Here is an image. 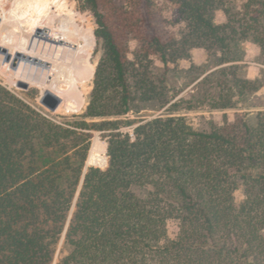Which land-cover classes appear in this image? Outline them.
Wrapping results in <instances>:
<instances>
[{
    "label": "trees",
    "instance_id": "trees-1",
    "mask_svg": "<svg viewBox=\"0 0 264 264\" xmlns=\"http://www.w3.org/2000/svg\"><path fill=\"white\" fill-rule=\"evenodd\" d=\"M224 1L84 0L100 57L73 121L0 83V264H264V106L228 112L260 82L224 67L187 98L169 80L193 51L226 55L247 35L216 22ZM245 6L263 22L264 0ZM92 130L107 153L92 152L78 192Z\"/></svg>",
    "mask_w": 264,
    "mask_h": 264
},
{
    "label": "rangeland",
    "instance_id": "rangeland-1",
    "mask_svg": "<svg viewBox=\"0 0 264 264\" xmlns=\"http://www.w3.org/2000/svg\"><path fill=\"white\" fill-rule=\"evenodd\" d=\"M16 1L18 0H9L8 8L11 9V7L14 6V3ZM37 1H40L45 6L48 5L43 0ZM83 1L84 0H54L55 5L50 8L58 14L68 15L69 17L77 20L81 24L84 31L91 33V52L86 68H88L90 60L95 67L92 77L84 83L85 101L81 108H79L78 110H67L66 108L70 106L61 103L55 109L52 110L48 107V105L41 102L40 98L42 96V89L40 88V86H38V84H28L27 86H24L20 84L21 80L15 81L0 70L1 84L7 86L18 96L22 97L35 108L42 111L57 122L73 121L77 118L78 115L85 112L87 106V96L92 90V81L94 78L96 65L100 57L98 41L95 34L97 23L92 11L83 7ZM259 1L262 2L263 0ZM247 2L248 0H225L222 5L215 11L216 22L221 23L224 21H230V23L236 24L238 30L243 31L245 29L247 33V35H241V38H238L234 43H232L231 49L226 55L215 54L203 50H195L192 52L189 58L185 60H180L174 66L173 71L169 74V80L174 85H177L178 89H182L178 97L184 96L189 98L192 93H196V97H203L208 92H212L213 84L215 83L217 78L219 76H225L218 74L216 70H221L224 67H230V69H228V73H232L234 71L240 77L247 78L250 80H257L258 82H260L261 87L257 92L247 93L243 100H239L237 102V109H230L228 110V112H232L234 110H258L259 108L256 106H264V17L263 22H252L250 24L249 21H247L246 16L247 7L245 5ZM157 7L158 9H160V14L168 10L167 5H165L163 2H159ZM52 22L53 20L48 21V23ZM256 37H260L262 42L256 40ZM224 57H226L228 61L221 62ZM208 74L209 78L206 81H202V79ZM80 77V75L76 77L78 83ZM80 92L82 97L81 88ZM162 110L158 111L154 115L162 112ZM211 113H220V111H182V114L187 115L189 120H195L196 115L198 114L210 115ZM129 116L130 118H133L135 117V114L130 113ZM135 126L136 123L132 125L123 126L121 129L124 131H128L132 134L133 128ZM91 132V146L89 149L90 154H92V152H99L92 147L95 138L101 140L108 146L107 140L104 137V131L92 130ZM107 146L105 152L99 153H107ZM90 154L88 153V156H90ZM88 158L89 157H87L86 162H88Z\"/></svg>",
    "mask_w": 264,
    "mask_h": 264
},
{
    "label": "bare ground",
    "instance_id": "bare-ground-1",
    "mask_svg": "<svg viewBox=\"0 0 264 264\" xmlns=\"http://www.w3.org/2000/svg\"><path fill=\"white\" fill-rule=\"evenodd\" d=\"M8 1L0 0V70L24 86L38 84L59 105L75 106L81 99L76 77L87 72L91 33L77 20L54 12L53 6L18 0L10 9ZM106 146L97 138L92 145L99 152Z\"/></svg>",
    "mask_w": 264,
    "mask_h": 264
},
{
    "label": "water",
    "instance_id": "water-1",
    "mask_svg": "<svg viewBox=\"0 0 264 264\" xmlns=\"http://www.w3.org/2000/svg\"><path fill=\"white\" fill-rule=\"evenodd\" d=\"M6 58H8V56ZM25 86H27V85H25ZM40 99H41V102H43L44 104L48 105V107L50 109H52V110L55 109L60 103V100L54 94H52L50 92L42 93V96H41ZM88 166H89V164L86 162V166H85V169H84V172H83V175H82V179H81V182H80V185H79V188H78V192H79V190L81 188V185H82V182H83V179H84V176H85V173L87 171Z\"/></svg>",
    "mask_w": 264,
    "mask_h": 264
}]
</instances>
